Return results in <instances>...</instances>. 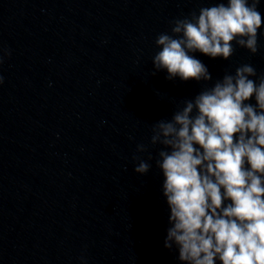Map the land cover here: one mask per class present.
Here are the masks:
<instances>
[{"label": "clouds", "instance_id": "clouds-1", "mask_svg": "<svg viewBox=\"0 0 264 264\" xmlns=\"http://www.w3.org/2000/svg\"><path fill=\"white\" fill-rule=\"evenodd\" d=\"M259 2L227 0L174 20L172 34L156 39L152 75L208 82L207 67L190 53L227 61L235 42L255 55L264 26ZM252 77L256 69L240 65L153 125L172 225L164 246L175 245L186 264H264V74ZM253 97L255 105L246 103ZM150 167L141 160L134 171Z\"/></svg>", "mask_w": 264, "mask_h": 264}]
</instances>
